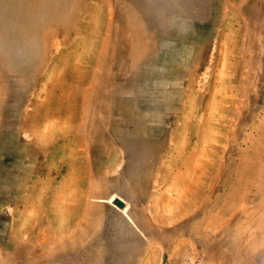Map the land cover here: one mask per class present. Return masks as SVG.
<instances>
[{
    "label": "rangeland",
    "instance_id": "1",
    "mask_svg": "<svg viewBox=\"0 0 264 264\" xmlns=\"http://www.w3.org/2000/svg\"><path fill=\"white\" fill-rule=\"evenodd\" d=\"M0 264H264V0H0Z\"/></svg>",
    "mask_w": 264,
    "mask_h": 264
},
{
    "label": "bare ground",
    "instance_id": "2",
    "mask_svg": "<svg viewBox=\"0 0 264 264\" xmlns=\"http://www.w3.org/2000/svg\"><path fill=\"white\" fill-rule=\"evenodd\" d=\"M115 197H113L112 199H114Z\"/></svg>",
    "mask_w": 264,
    "mask_h": 264
}]
</instances>
